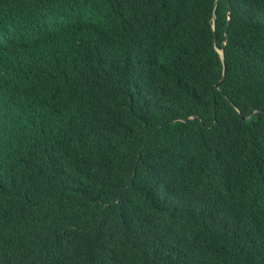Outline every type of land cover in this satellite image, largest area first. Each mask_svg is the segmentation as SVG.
Returning <instances> with one entry per match:
<instances>
[{
	"label": "trees",
	"instance_id": "obj_1",
	"mask_svg": "<svg viewBox=\"0 0 264 264\" xmlns=\"http://www.w3.org/2000/svg\"><path fill=\"white\" fill-rule=\"evenodd\" d=\"M0 264H264V0H0Z\"/></svg>",
	"mask_w": 264,
	"mask_h": 264
},
{
	"label": "water",
	"instance_id": "obj_2",
	"mask_svg": "<svg viewBox=\"0 0 264 264\" xmlns=\"http://www.w3.org/2000/svg\"><path fill=\"white\" fill-rule=\"evenodd\" d=\"M215 27V17L213 18V28ZM227 41V35L225 34L224 36V40H223V43H222V48L221 49H217V51L219 52L220 56H221V59H222V63H223V72H222V77L225 75V72H226V62H225V56H224V50H223V47L225 45ZM219 86V83L216 84V87ZM238 110V109H237ZM246 117L243 116L242 119L244 120Z\"/></svg>",
	"mask_w": 264,
	"mask_h": 264
}]
</instances>
